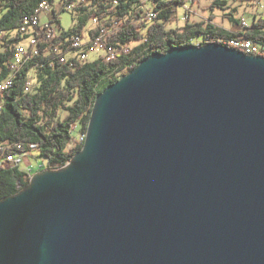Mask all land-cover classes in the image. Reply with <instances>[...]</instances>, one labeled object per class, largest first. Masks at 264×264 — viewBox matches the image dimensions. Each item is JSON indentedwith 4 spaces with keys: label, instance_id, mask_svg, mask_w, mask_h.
Returning <instances> with one entry per match:
<instances>
[{
    "label": "water",
    "instance_id": "obj_1",
    "mask_svg": "<svg viewBox=\"0 0 264 264\" xmlns=\"http://www.w3.org/2000/svg\"><path fill=\"white\" fill-rule=\"evenodd\" d=\"M0 264H264V56L151 53L84 145L0 200Z\"/></svg>",
    "mask_w": 264,
    "mask_h": 264
},
{
    "label": "trees",
    "instance_id": "obj_2",
    "mask_svg": "<svg viewBox=\"0 0 264 264\" xmlns=\"http://www.w3.org/2000/svg\"><path fill=\"white\" fill-rule=\"evenodd\" d=\"M42 1L0 0L2 78L11 70L9 61L15 54L16 44L28 37L21 34L19 28L25 17L36 15ZM226 1L215 0L211 6L225 8ZM86 2L74 8L77 17L73 27L62 29L61 34L51 41V45L61 47L59 53L42 45L40 54L30 56L15 71L14 85L4 93L0 112V146L11 147L6 151L0 148V159L15 152L38 150L39 155L47 160V169L62 168L84 145L85 137L79 141L78 134L87 132L97 96L117 81L123 72H130L151 53L196 44V38H202L203 43L212 41L231 47H235L233 41L241 35L264 42V16L254 18L244 31H233L217 25L213 13L207 21L187 20L184 26L168 28L176 15L175 6H184L186 0H152L157 14L147 22L138 21L142 13V0ZM62 12L66 11L60 14ZM60 14L58 19L61 21ZM230 15V20L241 24L233 13ZM93 18L97 19L95 26L88 27ZM102 28L106 31L102 44L115 47L134 43L131 51L112 60L102 55L93 61L77 60L71 54L75 47L71 41L65 42L66 38L74 33L82 35L84 30L94 38ZM61 56H69L67 62H62ZM34 69L37 70V84L26 91L27 78ZM76 124H80V130L74 134ZM71 143L73 147L69 148ZM34 144L36 146L32 147ZM42 166L32 168L30 173L21 165H0V200L16 194L29 184L30 174L42 170Z\"/></svg>",
    "mask_w": 264,
    "mask_h": 264
},
{
    "label": "built area",
    "instance_id": "obj_3",
    "mask_svg": "<svg viewBox=\"0 0 264 264\" xmlns=\"http://www.w3.org/2000/svg\"><path fill=\"white\" fill-rule=\"evenodd\" d=\"M82 2H86L87 0H80ZM142 13L140 14V18H138L139 22H147L152 20L157 12L153 9L152 0H142ZM76 7L75 0H61L58 3L49 2L48 0H44L40 3L37 11L35 12V16H27L25 17L23 24L19 28V31L23 35H27L28 43L24 45L22 42L16 44L15 54L11 57L9 61L10 72L6 77H1V67H0V112L4 103V93L14 85L15 71L20 69L22 63L27 60L30 56H36L41 53V46L44 45L45 48L49 50H53L56 53H59L61 47L58 45H51V41H53L57 36H59L62 32V22L58 19V15L61 11H72ZM42 14L47 15L46 19H42ZM93 21L96 23L97 19L93 18ZM243 24L245 27L249 26L246 21L243 20ZM244 27V28H245ZM106 35V31L102 28L98 35L94 38L91 36L86 37L84 34L79 35L74 33L66 38L65 42L71 41L72 45L75 47V51L73 56L79 61L87 60L89 56V52L91 51H101V55L105 56L107 60H112L117 58L119 55L127 54L131 51L134 43L128 45H119V46H111L107 47L102 44V40ZM242 40V47L237 48L242 50L247 54H257L264 56V47L263 53H257L253 51L254 43L264 44V42H259L257 40L247 38L244 36H239ZM1 40V33H0ZM69 56H61L62 62H67ZM35 86V82L31 78L30 74L27 78V82L25 85V90L30 91ZM78 140L82 141V133L78 134ZM36 145H32L35 147ZM11 145L0 146L3 151L9 149ZM29 152H15L9 155H6L0 159V165L4 167H10L11 165H21V162L25 160L26 156ZM32 168L29 169L28 172L31 173ZM33 174H30L31 177Z\"/></svg>",
    "mask_w": 264,
    "mask_h": 264
},
{
    "label": "rangeland",
    "instance_id": "obj_4",
    "mask_svg": "<svg viewBox=\"0 0 264 264\" xmlns=\"http://www.w3.org/2000/svg\"><path fill=\"white\" fill-rule=\"evenodd\" d=\"M76 6L80 5L81 3H87L82 2L80 0H75ZM215 0H186V3L183 5L175 6L176 9V15L171 22V24L168 25V28H176L184 26L185 23L188 21H207L209 19V16L213 13L215 15L214 22L221 26L228 28L229 30L233 31H244V24L243 20L246 21L248 25L252 23L254 18L264 16V0H227V7L223 8L220 6H214L212 7V3ZM56 3L60 2V0H55ZM230 13H233L235 16L234 18L241 21V24L235 23L234 21L230 20ZM47 16V15H46ZM77 17V12L73 9L72 11H66L62 12L60 14V19L62 22V29H69L70 27H73L75 24V18ZM95 22L90 21L88 24V27H94ZM87 27V28H88ZM86 28V30H87ZM84 30V35L88 37V33ZM15 32V31H13ZM28 38L22 41L24 45H27ZM195 43L197 45L203 44L202 38H196ZM101 51H91L89 52V56L87 57L88 60H95L98 57L101 56ZM74 54V53H71ZM36 69L30 71V76L37 84V77H36ZM128 73V71H125L122 73V75ZM121 75V76H122ZM65 113L62 112V116H64ZM74 134L80 130V124L75 125ZM84 137V134H82V138ZM73 147V143L70 144L69 148ZM43 165V166H42ZM42 166V170L47 169V160L39 155L38 150H32L21 162V168L28 170L30 168H39ZM40 170V171H42ZM39 172L35 171L34 173ZM33 173V174H34Z\"/></svg>",
    "mask_w": 264,
    "mask_h": 264
},
{
    "label": "bare ground",
    "instance_id": "obj_5",
    "mask_svg": "<svg viewBox=\"0 0 264 264\" xmlns=\"http://www.w3.org/2000/svg\"><path fill=\"white\" fill-rule=\"evenodd\" d=\"M233 44L235 45L234 48H236V47H238V48L242 47V40H241V38L235 39L233 41ZM263 47H264V44L254 43L253 51H256L257 53H263ZM84 137L86 138V132L84 134Z\"/></svg>",
    "mask_w": 264,
    "mask_h": 264
},
{
    "label": "crops",
    "instance_id": "obj_6",
    "mask_svg": "<svg viewBox=\"0 0 264 264\" xmlns=\"http://www.w3.org/2000/svg\"><path fill=\"white\" fill-rule=\"evenodd\" d=\"M47 16L45 14H42V19H46Z\"/></svg>",
    "mask_w": 264,
    "mask_h": 264
}]
</instances>
